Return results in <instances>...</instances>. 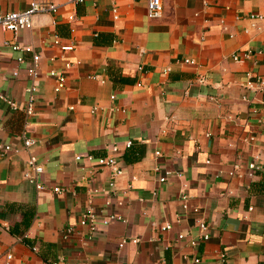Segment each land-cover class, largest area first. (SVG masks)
Here are the masks:
<instances>
[{"label":"crops","instance_id":"crops-1","mask_svg":"<svg viewBox=\"0 0 264 264\" xmlns=\"http://www.w3.org/2000/svg\"><path fill=\"white\" fill-rule=\"evenodd\" d=\"M34 1L56 5L49 21L0 29V144L16 150L0 155V264H264V86L246 85L264 78V0H160L156 18L146 0ZM12 39L39 55L29 114L30 53ZM30 154L43 190L23 177ZM110 154L119 175L84 158ZM112 212L125 222L102 223ZM198 220L208 237L190 246Z\"/></svg>","mask_w":264,"mask_h":264},{"label":"built area","instance_id":"built-area-1","mask_svg":"<svg viewBox=\"0 0 264 264\" xmlns=\"http://www.w3.org/2000/svg\"><path fill=\"white\" fill-rule=\"evenodd\" d=\"M68 2L70 1H80V0H67ZM56 10V5L53 3H38L34 0H31L28 5L21 10H16V11H5V12H0V29L1 30H9L13 34L18 30L22 28H30L31 27V22H30V16L34 13H46V14H52ZM114 11V9H112ZM161 13V1L160 0H146V5H145V15L148 18H156L160 15ZM247 17L252 20H260L262 19L263 15L259 13H248ZM69 19H72V16H68ZM5 43L10 46L12 50L16 51H21L25 53H30V66L27 68V75L30 79V83L25 87V92L27 94V101H26V108L25 112L27 114L30 113L31 108H32V102H33V92L35 90L34 86V79L36 76V68H37V61L39 58V55L35 53L30 46H20L18 45L13 39L12 40H5ZM53 43L58 45L61 50H70L72 49V46L70 44L68 45H60L57 36L54 35ZM235 59L236 57L233 56ZM20 61V58H18ZM182 63H187L190 65H194L195 61L193 58H182L181 60ZM168 70V67L164 68L163 72H166ZM48 75L52 79V84H51V89L53 92H58L62 90L65 87V77L62 74L55 73L53 70H50L48 72ZM246 77H250V73L246 72ZM253 81L247 80L246 85L254 87L255 89H261L264 86V78L261 76L257 75L253 77ZM198 80L200 77L198 76ZM139 85V84H138ZM8 103L13 106V103L9 102ZM72 105H70L68 108L72 109ZM94 109V108H93ZM33 140L31 138L22 136V145L24 149L29 148L33 144ZM125 147L129 146V142H126ZM116 146H111L110 151H116ZM11 151H16L15 149H11L8 145H1L0 144V155H7ZM153 156L158 157L160 156V153L158 150L153 151ZM76 160H78L80 157L75 156L74 157ZM88 161H94L97 166L99 167H107L111 170L113 175H119L122 171L120 168L117 167L116 160L110 155H105V156H99V157H92L90 155H86L84 157ZM26 164L29 168V171H26L23 173V177L27 179H31L34 182V187L37 190H43L45 187L42 183H40L37 180V176L42 172V167L41 165L36 161L35 157L33 155H28L26 159ZM153 170L157 172L158 174V180L163 181L165 177L167 176V172H159V168L154 166ZM108 186L111 187L113 186L112 182H108ZM50 191L52 193H57L60 191V188L55 185L50 187ZM184 198V196H182ZM90 202V199L87 200V203ZM119 203V202H117ZM120 221V222H125V217L121 214L117 213H108L106 214L102 219L101 222L104 224L109 223L110 221ZM98 221V215L93 211V209L90 206H87L84 211L80 214L78 218V225L83 226L87 229V235L90 234L94 228H95V223ZM197 226L199 228V234L196 238H190L188 239V245L194 246L197 241L199 240H206L208 235H207V226L202 220L197 221ZM171 227L170 224L166 223L161 226L162 230L169 229ZM72 229L71 227H67L64 229V235H68L71 233ZM178 238H181L182 235L178 234ZM138 239H132V242H136ZM124 243H126L125 239L121 237L118 242L117 246L121 247ZM11 255L10 253L5 254L6 259H10ZM198 261L197 258L193 259V263H196ZM52 264H57V263H52Z\"/></svg>","mask_w":264,"mask_h":264},{"label":"water","instance_id":"water-1","mask_svg":"<svg viewBox=\"0 0 264 264\" xmlns=\"http://www.w3.org/2000/svg\"><path fill=\"white\" fill-rule=\"evenodd\" d=\"M47 20L49 21L48 14L46 13H34L30 16L31 26L44 24Z\"/></svg>","mask_w":264,"mask_h":264}]
</instances>
